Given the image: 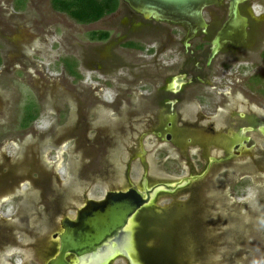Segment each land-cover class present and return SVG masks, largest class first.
<instances>
[{
    "label": "rangeland",
    "instance_id": "obj_1",
    "mask_svg": "<svg viewBox=\"0 0 264 264\" xmlns=\"http://www.w3.org/2000/svg\"><path fill=\"white\" fill-rule=\"evenodd\" d=\"M227 4H218L223 18L207 19L224 21ZM248 5L247 44H229L209 65L206 54L184 46L181 26L152 18L137 24L140 16L126 5L86 24L55 10L51 0H0V264H46L58 247L52 233L61 217H75L86 198L131 184L143 188L146 171L150 184L199 173L207 162L197 156L204 137L213 139L209 154L222 157L219 133L224 144L242 126L264 120V4ZM93 30L111 36L92 40ZM65 59L76 62L80 78L68 73ZM203 71L211 77L200 88L195 76ZM179 73L193 79L184 91L195 107L192 122L184 123L188 134L177 146L148 134L141 154L143 132L169 130L171 109L161 100L171 98L161 89ZM226 101L247 114L227 119V132L206 120ZM30 102L39 113L25 128ZM176 124L177 113V133ZM244 136L257 146L211 164L201 180L160 192L143 210L154 221L139 245L162 264H264V137ZM110 264L129 263L118 256Z\"/></svg>",
    "mask_w": 264,
    "mask_h": 264
},
{
    "label": "water",
    "instance_id": "obj_2",
    "mask_svg": "<svg viewBox=\"0 0 264 264\" xmlns=\"http://www.w3.org/2000/svg\"><path fill=\"white\" fill-rule=\"evenodd\" d=\"M243 1L245 0H230L229 19L212 40L209 62L225 43H240L249 37L248 18L239 8ZM122 2L145 19L188 23L193 35L200 28L207 29L204 8L219 0H122ZM258 129L264 135V121ZM250 130H253V127L244 129ZM170 136L171 134H167L168 139ZM244 143L250 148L256 141L250 138L244 140ZM240 146V143L235 145V154H241V150H237ZM200 178L202 175L185 176L176 181L156 182L151 186L146 182L143 189L132 184L126 189H110L99 199L87 198L85 204L77 210L75 217L66 215L61 218V231L52 235L57 240V252L47 264H73V259L68 258L69 255L82 258L84 255L96 253L98 249L119 238L122 231L130 230L135 216L141 209L152 204L160 192H174Z\"/></svg>",
    "mask_w": 264,
    "mask_h": 264
},
{
    "label": "flooded vegetation",
    "instance_id": "obj_3",
    "mask_svg": "<svg viewBox=\"0 0 264 264\" xmlns=\"http://www.w3.org/2000/svg\"><path fill=\"white\" fill-rule=\"evenodd\" d=\"M256 1H260L261 4L262 3L264 4V0H256ZM221 2H222V0H219V2H216L214 4H211V5H209V6H207V7L204 8L203 15H204V17H205V19H206V21L208 23V27H207L206 30H202V28H200L193 35L191 34V29L192 28H191V26L188 23H172V22H168V21H163L165 23L176 24V25L181 26L182 29L187 32L186 35L183 38L184 46L187 47V48H191V51L194 54L196 52L197 53L198 52L199 53L200 52H203L204 54H206V63L209 64V65L217 57V55L220 52L223 51L224 48H226L227 46H229V44L242 46L243 44L244 45L247 44L248 39H249V37H248L247 40H244V41H242L240 43H235V42H227V43H225L222 46V49L219 51V53L212 59L211 62H209V58H210V54H211V50H212V45H213L212 40L215 38V36L219 32V30L223 27V25L225 24V22L229 19L230 0H228L227 7H225V8H227V17L225 18L224 21H222L221 23H218L217 21H212L211 19H207L206 16H209L210 15V18H212L211 15L214 14V16L217 17V18H220V17L223 18L224 17L223 14H226V13H224L225 11L220 10V9H223L222 7H219L218 6V4H220ZM252 4H253V0H245L241 4H239V8H240L241 13L244 14L245 16H247V18H248V23L251 22V21H250V18L248 16V14H247L248 12L244 11L243 8H244L245 5H248L249 7H251ZM121 5L128 6L127 4H125L123 2L121 3ZM130 10L134 14H136L131 8H130ZM136 15H138V14H136ZM139 16H140V18H139L140 20L134 19L137 24L140 23L141 20H142V22L145 21V23H147L148 20H151V19H145L141 15H139ZM256 22L258 24V27L262 24L261 21L258 22L256 20ZM247 30L249 32V26L247 27ZM174 40H175V37H173V39L170 38L169 41L171 43L172 41L174 42ZM126 43L127 42H125L124 44H126ZM141 48H142V46H141ZM139 49H140V47H139ZM230 51H232V50H230ZM195 55L197 56V54H195ZM196 66H197V64H196ZM202 75L204 77L203 76H200V75L199 76H195L196 82L201 86L200 88H202V86H204L205 83H206V81H205L204 78L205 77H207V78L208 77H211V76L207 75L205 73V71H203ZM205 75H207V76H205ZM174 79L176 80V87L173 88V89H169L168 86L172 82V80H174ZM191 79H192L191 77H188V73L187 74L179 73V74L173 76V78L169 82H167L164 87H162L161 93L165 94L166 96H170V98H171V99H168L167 97H164L163 96L162 97V100H161L162 102L167 103L169 105L170 109H171V111H170V115H171L170 116V120H169V122H167V127L169 128V130L166 129L163 132V129L160 130V128H157L158 129V130L156 129L157 131L156 130H153V131L146 130L145 132H143L142 133V136L140 138V141H139V146H140V149H141L140 150L141 151V154H146V151H147L146 148L147 147L145 148L144 139H145V136H147L148 134H151V133L152 134H156L160 140L170 142L174 146H177L179 144L182 145V141H183L181 139L182 136H184V139H185V134H188V130H187V128H186V126H185L184 123H186V121H188V120L191 121V118L194 115V110L193 109L195 108L193 106V104H194L193 101L188 100V98L184 94V91L186 89V86L189 83L193 82V79L192 80ZM204 88H206V87H204ZM230 104H231L230 102L226 101V102H221L220 105H216V107H217L218 110L220 108V111L217 112V113H215V116H212V115L211 116H207L206 120L208 121V124L210 123L209 126L212 125L211 122L219 121V124L218 125H219L220 131H226L227 132L228 128L224 125L225 124V121L227 119H229V118H231V119L232 118H236L234 116H238L239 118H245V117H247L246 112H241L239 110L238 106H234V107L232 106V107H230L231 106ZM229 109H231V110H229ZM249 109H250V107L248 108V111H249ZM176 113H177V124H179V129H178L179 131L177 133H176V131H173L172 130L173 120L175 119V114ZM212 117L214 119H212ZM200 118H202V117H200ZM262 121H264V120H261L257 125H255L254 122H251L252 124L250 123L247 126H244V127L242 126L240 128V130H239L240 133L239 134H234L233 139H230L229 141L225 142L224 144H223V142H224V139L226 140V138H223V136L219 133V135L216 137L215 140L218 141L216 143L217 147L223 151L222 157L217 156V154L216 155H210L209 154V152L207 151V149H210L209 147L211 146V144L209 145V143L213 139H211V137H209V136L208 137H204V139H205L204 140L205 143H203V145L205 146L204 147V151H201L199 149V152H198L197 156L200 157L199 158L200 160L207 158L206 167L204 168L203 171H201L199 173L189 174V175H186V176L202 175V178H203L209 172V168L211 167V164L216 163V162H223V161H225L227 159L229 160V159H231L232 157H235V156H240V155H242V152L244 150L251 149V148L256 147L257 146V139L255 137H252V136H244V133H249V132L257 131L261 136L264 137V135L258 129V127L261 125ZM248 127H253V130L244 131V129L245 128H248ZM192 130L193 129H191V131H190L191 133H193ZM167 134H171V136H170L171 138L168 139L167 138ZM196 134H198V133L195 132V135ZM250 138H253L256 141V144L253 145L252 147L248 148L246 146V144L244 143V140H249ZM185 141H187L188 143H192V142H194V137L192 138L191 136H186V140ZM221 142H222V144H221ZM239 143L241 145L243 144V146L240 147V149H237V150H241V154H235L234 153V151H235V145H237ZM148 149L151 150L150 147H148ZM147 168H149V167L147 166ZM148 174L149 173H147V171H146V173H144V175H143L144 176V179H143L144 180L143 181V188L145 187L146 182H147V185L148 186H151V185H153V184L156 183V182L153 183V184H150L149 183ZM202 178H200L198 180H201ZM195 181H197V180L191 181L189 184H191L192 182H195ZM157 182H160V181H157ZM131 185H129V186H131ZM128 187H126V188H128ZM126 188H124V189H126ZM119 189H122V188H119ZM97 199H99V198H97ZM84 204H85V202H84ZM154 205L155 204L153 202L152 204H150V205L144 207L143 209H141V211L135 216V218H134V220L132 222V225H131L132 226L131 227L132 228L131 231H132V236H133L132 241H133V245H134V249L131 252H132V257L135 260V262H134L135 264H162V262H160L158 260V258L160 259L161 257L158 256L156 252H155L156 253V255H155L152 251H149L148 250L149 249L148 247L144 246L142 243H141V245H139V242H138L139 237L141 238L143 236H150L151 235L152 228L150 229L149 225L154 221V217L150 213H148V214L145 213V215H144L142 212L146 208H152ZM39 213H40V215H42V212H39ZM66 215L70 216L69 214H65L62 217L66 216ZM200 217H202V214H200ZM41 224L42 223H39V226ZM59 224H60V221H59ZM60 231H61V225H60V230H56L53 233L60 232ZM53 233H52V235H53ZM56 252H57V249H56ZM138 254H139V256H138ZM69 256H74L76 259L77 258L79 259V257H77L75 255H69ZM118 256L125 257V259L128 261L129 264H133L132 259L126 253L121 252V253L118 254ZM137 256L140 258V260H141L140 262L138 261V259H137L138 257ZM115 258H116V256L113 257L108 262V264H110ZM46 264H47V262H46Z\"/></svg>",
    "mask_w": 264,
    "mask_h": 264
},
{
    "label": "trees",
    "instance_id": "obj_4",
    "mask_svg": "<svg viewBox=\"0 0 264 264\" xmlns=\"http://www.w3.org/2000/svg\"><path fill=\"white\" fill-rule=\"evenodd\" d=\"M122 0H51L52 7L62 13H66L72 19L79 23H93L102 18L115 13L121 6ZM21 7L19 4H16ZM111 36L108 30H93L90 32L92 40L103 41L109 39ZM128 47H141L133 42L125 44ZM3 58L0 52V66ZM64 65L69 74L76 78L81 75L77 69L76 62H71L68 59L64 60ZM38 109L35 104L30 102L25 106V117L22 122L23 127H29L38 118Z\"/></svg>",
    "mask_w": 264,
    "mask_h": 264
},
{
    "label": "bare ground",
    "instance_id": "obj_5",
    "mask_svg": "<svg viewBox=\"0 0 264 264\" xmlns=\"http://www.w3.org/2000/svg\"><path fill=\"white\" fill-rule=\"evenodd\" d=\"M168 87L169 89L175 88L176 80H172ZM242 146L243 144L240 147ZM131 229L132 228H130V230L125 229L124 231H122V234L119 236V238L112 240L107 245L98 249L96 253L84 255V257L79 259L73 258V264H108L112 257H115V255L121 252L126 253L132 259L133 264H135V260L132 257V252L130 251V244H133ZM126 244H128L129 246H127Z\"/></svg>",
    "mask_w": 264,
    "mask_h": 264
}]
</instances>
